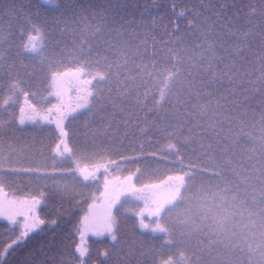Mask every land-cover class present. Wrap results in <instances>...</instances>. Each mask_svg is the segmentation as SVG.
Instances as JSON below:
<instances>
[{"label": "snow or ice", "instance_id": "1", "mask_svg": "<svg viewBox=\"0 0 264 264\" xmlns=\"http://www.w3.org/2000/svg\"><path fill=\"white\" fill-rule=\"evenodd\" d=\"M153 6L12 0L0 12V194L9 176L40 186L0 199L13 226L0 264H175L174 250L185 264H264V0H196L179 13L183 32ZM71 137L96 158L72 160L85 186L101 170L118 183L73 195L48 182L62 173L6 162L42 156L49 138L54 161L71 159ZM161 168L164 181L137 186ZM124 195L144 207H122ZM54 201L56 216L38 214ZM76 213L74 233L61 234ZM85 231L107 243H76Z\"/></svg>", "mask_w": 264, "mask_h": 264}, {"label": "trees", "instance_id": "2", "mask_svg": "<svg viewBox=\"0 0 264 264\" xmlns=\"http://www.w3.org/2000/svg\"><path fill=\"white\" fill-rule=\"evenodd\" d=\"M12 0H0V12L3 11V9L11 3ZM17 3L20 2V0H16ZM81 3L84 5L89 4H102L104 0H80ZM247 2V0H245ZM196 4V0H191V3H189V0H155V6L152 7V14L156 17H163L164 23L168 24L170 21H174L175 23L179 24L181 32L185 30L186 27V16L185 15H179L181 11H184L185 8H190L193 5ZM175 5V7H173ZM158 37V42L162 40H166L167 37L163 36V29L158 31L156 33ZM161 88L164 87V85H160ZM8 93H0V103L3 102L5 96H7ZM46 95V93H45ZM21 97L18 98V103L21 104ZM13 99H17V97H13ZM33 102L36 103H43L47 105L49 102L53 103L54 99L53 97H49L48 100L41 101L39 97L33 98ZM13 107H16L14 104ZM70 127L75 128V125H70ZM58 141H55L54 139H46L44 141L45 149L42 156H37L35 154V149L29 150L26 154H17L13 153L11 156H8L7 163H11L14 165H18L21 168H34L37 165H39L41 168H44L47 166V170L55 171L58 174L55 177H50L48 182L50 184L56 183L61 186H65L67 190H69L73 195L75 194H82V195H88L90 193H96L97 195L101 192L103 187V180L99 179L95 183H89L87 186L82 182V179L78 178V175L73 174V169L75 165L72 163V160L79 161L81 165L88 164L92 165L96 163V158L91 155L90 153H85L79 140L76 137L70 138V147L72 146V157L71 159H66L63 162H57L53 160L52 152L55 150V146ZM39 146V144L37 145ZM55 164V169H53V165ZM134 166L129 165L128 168L124 169L122 175L127 176L129 172L132 170ZM167 173L164 169H160L158 172H155L151 174V177H149V174L146 172H142L141 176L137 179L136 183L137 185H142L146 182L149 178L153 183L162 182L165 179V176ZM103 176V174L101 175ZM5 191H7L9 194L15 193L18 197L27 198V193L35 194L40 190V186L37 184H29L27 179L24 177H21L20 180H17L14 176H9L5 179ZM52 207H40L39 214L42 216H46V218L51 219L52 217L56 216L55 207H59L58 202H52ZM141 207L138 202H134L128 199H125L122 201V207ZM69 206L67 204L64 205V208H68ZM79 213H76L73 215V217L69 218L68 216H65L61 221V228L58 230L61 232V234H72L74 233V226L77 224V217L79 216ZM11 228V225H7V222L3 219H0V245L5 244L6 242H9L10 234L7 232H4V227ZM14 238V236H12ZM74 240L76 243H78V234H76L74 237ZM107 243L105 239L102 240H95L90 239L89 240V247L95 252L97 249L102 248L103 245ZM25 251H27L25 249ZM173 257L175 264H185L184 258L181 257L179 250L173 251Z\"/></svg>", "mask_w": 264, "mask_h": 264}, {"label": "rangeland", "instance_id": "3", "mask_svg": "<svg viewBox=\"0 0 264 264\" xmlns=\"http://www.w3.org/2000/svg\"><path fill=\"white\" fill-rule=\"evenodd\" d=\"M33 42L37 45V47H40V46H41V43H42V41H40V40H35V39H34ZM69 95H71V94H69ZM53 99H54V102H53V103H56V99H55V97H53ZM66 99H67V97H66ZM22 103H23V97L21 98V104H22ZM69 146H70V145H69ZM102 174H103V171L101 170V173L99 174V179H102V180H103V187H102L101 192H100L98 195L102 194V193L105 191V183H106V182H108V184H109V188H111V184H112V183H118V181H116V180L114 179V177H107V178H106L104 175L101 176ZM99 179H98V180H99ZM136 184H137V183H136ZM137 186H140V185H137ZM123 187H124V189H125L126 191H128V192L133 191V189L131 188V186H130L129 183L124 184ZM163 189H164V184H163V183H160L158 188H155V189H144L143 191H144L145 193H148L149 191L163 192ZM136 194H139V193H136ZM5 197H7L8 199H11V198H12V195L9 194L7 191H5L3 194H0V199H3V198H5ZM17 197H18V196H17ZM19 198H20V199H25V198H23V197H19ZM125 199L131 200V201H134V200L131 199V196H129V195H124V196L122 197V201L125 200ZM134 202H138V203L140 204L141 207H144L142 201H134ZM24 209L26 210V206H24ZM39 210H40V207L37 209L38 214H39ZM18 219H21V220H22L23 218H22V217H18ZM12 227H13V226H12ZM90 239L102 240L103 238H97V237H94V236H92L89 232L85 231V233H84V237H83V239H81L80 236H79V234H78V244H81V245H83V246H87V247H89V240H90Z\"/></svg>", "mask_w": 264, "mask_h": 264}]
</instances>
